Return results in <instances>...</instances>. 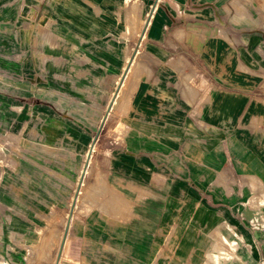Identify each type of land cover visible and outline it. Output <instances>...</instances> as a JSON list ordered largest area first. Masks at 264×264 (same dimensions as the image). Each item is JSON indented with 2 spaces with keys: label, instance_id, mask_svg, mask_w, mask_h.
Listing matches in <instances>:
<instances>
[{
  "label": "crops",
  "instance_id": "crops-1",
  "mask_svg": "<svg viewBox=\"0 0 264 264\" xmlns=\"http://www.w3.org/2000/svg\"><path fill=\"white\" fill-rule=\"evenodd\" d=\"M53 1L95 25L82 32L51 4L57 37L87 60L74 75L125 69L128 41L115 35L127 0ZM12 2L0 0V101L32 115L0 164V264H264V0H140L151 64L119 103L122 132L96 154V85L68 95L60 84L71 99L43 100L31 79L42 74L15 53L32 38L17 37Z\"/></svg>",
  "mask_w": 264,
  "mask_h": 264
},
{
  "label": "rangeland",
  "instance_id": "rangeland-1",
  "mask_svg": "<svg viewBox=\"0 0 264 264\" xmlns=\"http://www.w3.org/2000/svg\"><path fill=\"white\" fill-rule=\"evenodd\" d=\"M50 1V2H49ZM13 6L16 10L14 26L15 33L17 32V37L24 40L26 35L27 43L29 38H32V45L23 44V42L16 46L15 53L21 54L23 58L29 60L28 69L38 70V74L42 76H32V80L36 82L40 87L39 96H42L43 100L56 99L58 95H61V100L68 101L69 97L64 96L63 94L58 93L57 91H63L60 84H63L67 90L68 95H75L73 93V82L75 84H83V82L88 79L90 84L96 85L97 92L96 96V116L101 120L99 126V133H101L100 140H96L94 152L96 154L97 150L100 148H108L111 146V137L109 134L117 132H122V125H115L116 117L124 116V109H126L127 94L126 90H131L137 84L139 75L143 71V67L140 65H150L151 62L144 60L143 58L148 57L150 50L146 47L145 41L146 37L143 38V28L138 26L140 24V14H138V7L140 5V0H127L128 3V24L126 31L124 33H116V37H121L123 40L127 38V45L123 47L128 53V63L134 59V64L132 70L129 72L126 86L120 92V95L117 98V102L114 107L112 106L113 99L115 94L118 91L120 82L122 81L123 76L126 72L125 69H120L118 72L113 73L111 76L97 77L96 81L92 78H83L74 75V71L87 67V60L84 57H79L76 53L82 52L77 49L78 46H73L67 44L64 45L61 43L60 38L57 37V31L55 27V12L53 6H56L57 10L61 15H68V20L61 18L62 21L69 23L70 25L77 27L82 32L94 31L95 25L89 21H80L74 17L73 8L71 3L56 2L53 0H14ZM52 4V5H51ZM70 13L72 15H70ZM151 13H145V16L142 22L150 19L152 17ZM139 20V21H138ZM67 47L63 53L61 52L62 48ZM114 48L116 46L114 45ZM70 50V52H69ZM137 51L139 52L138 54ZM72 53V55L70 54ZM66 56H72L73 59L64 60ZM140 59V60H139ZM127 62V61H126ZM3 61L0 64L3 66ZM22 61L17 65V70L19 74L23 72L21 67ZM68 69L69 77L62 80V78L53 77L52 75H47L44 69ZM25 72V71H24ZM28 72V71H26ZM2 78V77H0ZM29 78V76H28ZM20 78L17 77V80H12L13 83H21ZM23 80V77H21ZM59 84V85H58ZM109 85H112L111 88ZM108 87V88H106ZM15 90V89H14ZM51 92V93H50ZM84 95L81 93L80 96ZM87 95V94H86ZM87 99V98H85ZM3 103L0 101V120L3 119V123L0 124V161L2 166L8 167L9 164V151L11 148L19 149L20 145L23 143L18 137L15 140H12L8 134L18 133L21 129H24L23 120L25 117L31 116V110L28 106H25L23 102H19V98L16 101L8 102L6 99H3ZM119 103H122V106H119ZM15 118V121H13ZM13 122V123H12ZM24 132V130H22ZM12 150V149H11ZM82 187L78 186L76 190L77 195H81ZM228 243V241H226Z\"/></svg>",
  "mask_w": 264,
  "mask_h": 264
},
{
  "label": "bare ground",
  "instance_id": "bare-ground-1",
  "mask_svg": "<svg viewBox=\"0 0 264 264\" xmlns=\"http://www.w3.org/2000/svg\"><path fill=\"white\" fill-rule=\"evenodd\" d=\"M123 82H124V81H121V82H120V85H122V84H123ZM225 258H226V257H225ZM229 258H230V257H229Z\"/></svg>",
  "mask_w": 264,
  "mask_h": 264
}]
</instances>
